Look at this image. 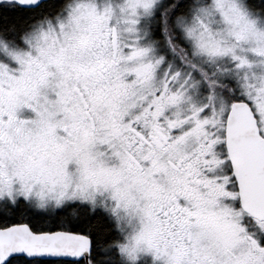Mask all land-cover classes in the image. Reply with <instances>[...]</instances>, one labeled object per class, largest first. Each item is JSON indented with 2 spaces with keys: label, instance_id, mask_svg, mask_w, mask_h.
Returning a JSON list of instances; mask_svg holds the SVG:
<instances>
[{
  "label": "snow or ice",
  "instance_id": "6c2138e0",
  "mask_svg": "<svg viewBox=\"0 0 264 264\" xmlns=\"http://www.w3.org/2000/svg\"><path fill=\"white\" fill-rule=\"evenodd\" d=\"M0 264H264V0H0Z\"/></svg>",
  "mask_w": 264,
  "mask_h": 264
}]
</instances>
